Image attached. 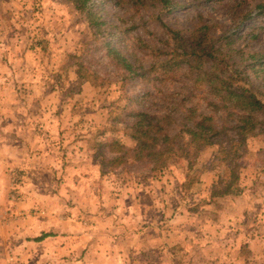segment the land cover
<instances>
[{
    "label": "clouds",
    "instance_id": "1",
    "mask_svg": "<svg viewBox=\"0 0 264 264\" xmlns=\"http://www.w3.org/2000/svg\"><path fill=\"white\" fill-rule=\"evenodd\" d=\"M112 4L2 3L0 264H141L149 249L163 264H264V160L214 167L217 147L191 135L264 116V95L237 107L214 83L264 53L241 31L244 0Z\"/></svg>",
    "mask_w": 264,
    "mask_h": 264
},
{
    "label": "trees",
    "instance_id": "2",
    "mask_svg": "<svg viewBox=\"0 0 264 264\" xmlns=\"http://www.w3.org/2000/svg\"><path fill=\"white\" fill-rule=\"evenodd\" d=\"M77 1V0H75ZM80 4H77L79 9H86L85 0H79ZM245 2V0H244ZM256 9L259 13H264V0L257 5ZM251 18L250 14L245 15V20ZM111 51L118 53L119 49L116 47L110 48ZM252 59H257L261 61L264 59V56L254 53L251 55ZM251 66H256V62H250ZM164 71L168 70L165 65H161ZM225 68L219 76L213 74L214 83L224 92L227 96V99L234 104V106H249V105H258L259 101L256 100L253 93H257L253 88V81L240 77L239 69H233L231 72H228ZM259 70H257L258 73ZM249 77V76H248ZM249 83L250 88H246V83ZM264 116L261 115V109L256 108L251 115H248L243 118L240 124L230 123L231 115L229 117H221L219 121L220 126H204L200 131L191 130V135L193 137V143L199 147L201 144L204 145H217L218 151L215 155L213 164L216 167L224 165L230 168L233 173H235L241 166V158L246 150L247 141L249 137L257 136L259 133L264 134ZM147 119V118H143ZM139 126V125H137ZM180 144V138H177L176 141ZM183 148V144H180ZM101 151L105 147H112V145H101ZM144 149H154L153 145L142 144L141 151ZM172 149H167L165 151L157 154L161 167L166 166L168 159H170V154ZM152 153H150L151 155ZM185 155L187 156V150L185 149ZM191 162L194 164L196 161L194 157H189Z\"/></svg>",
    "mask_w": 264,
    "mask_h": 264
},
{
    "label": "rangeland",
    "instance_id": "3",
    "mask_svg": "<svg viewBox=\"0 0 264 264\" xmlns=\"http://www.w3.org/2000/svg\"><path fill=\"white\" fill-rule=\"evenodd\" d=\"M85 1H86L85 3L86 9L90 10L93 15H95L96 10L103 11L110 4L113 7L116 6L115 4H112V0H85ZM3 2H12V0H0V19L4 17L3 7H2ZM55 2L59 5H65V6L75 8L76 10H79V8L77 7V4H80L79 0L77 1L75 0H55ZM118 2L119 0H116V3ZM261 2L262 0H245L244 2L247 10L244 12L243 16L241 17L239 24L241 26V31L246 30L245 37L249 39L250 41L259 42L261 39H264V13H259V11L256 9L257 5L260 4ZM246 14L251 15V18L249 20H245ZM7 18L11 20V15H8ZM31 18L32 17L28 13H25L21 17V20H28ZM12 27H13V32L9 33L10 37L14 35L16 31L15 26H12ZM19 31L23 35L24 33L28 32L29 29L27 27L22 26V28ZM41 31L43 32L44 36L48 35L47 30L41 29ZM53 31H58L55 25L53 26ZM0 32H2V29H0ZM53 39L55 40V37H53ZM122 40L123 38L118 33H112L110 48L116 47L119 49V46L122 44ZM41 43H43L45 48H47V45L51 42L44 40V41H41ZM254 53L264 56V53H259L256 50L252 52V54ZM251 55H249L247 59L242 62L241 66H237L234 69H237L238 67L241 68L239 69L240 77H243L245 79L250 78L249 80L253 81L254 83L252 88L257 93L264 95V59L258 62L257 59L256 60L252 59ZM251 61H253L254 63L256 62L255 67L250 65ZM161 70L164 71L162 67H161ZM226 70L228 72H231L228 69ZM257 70H259L258 73H257ZM245 86H247L246 88L248 89L250 88V85L248 82L245 84ZM133 87H135V84H133ZM260 120H264V119L261 118ZM251 142H254V143H251ZM213 146H216L217 151H218V146L217 145H213ZM252 147H256L257 149L254 153L252 152ZM245 149L246 150L244 151V154L242 155V158L240 160L242 167H247L248 160L246 158L249 156L254 155L258 160H264V134L259 133L257 136L249 137L247 141V146ZM214 167L216 166L214 165ZM160 219L161 220L164 219L163 214H160ZM164 258H165L164 253L160 251L159 249H149V250L143 251L138 257H136V259H139L141 261V264H163Z\"/></svg>",
    "mask_w": 264,
    "mask_h": 264
}]
</instances>
